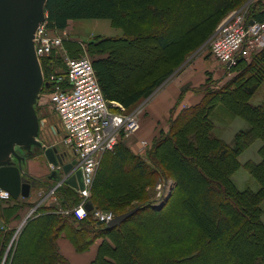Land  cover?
Returning <instances> with one entry per match:
<instances>
[{
	"label": "trees",
	"instance_id": "trees-1",
	"mask_svg": "<svg viewBox=\"0 0 264 264\" xmlns=\"http://www.w3.org/2000/svg\"><path fill=\"white\" fill-rule=\"evenodd\" d=\"M244 1L46 0V26L52 33L66 29L75 19L105 18L122 30L121 36H95L86 44V53L104 97L118 100L129 111L208 39L220 14ZM249 18L264 19V1L253 4ZM129 39H151L162 51L185 43L175 59L151 69V73L141 72L133 80L135 85L120 89L113 82L117 79L111 69L113 63L121 65L118 59ZM62 48L70 57L81 56L76 42L64 40ZM55 51L40 58L45 77L64 72L61 53ZM232 68L238 70L225 86L205 89L201 98L187 107H181L178 100L170 110L168 125L147 141L144 155L121 140L103 153L87 201L94 209L111 211L113 216L139 206L119 226L97 224L91 213L82 219L72 212L62 213L81 201V196L63 183L55 190L57 202L35 208L13 238L29 206L20 198L0 200V220L4 223L0 226V264H72L59 251L62 236L78 253L98 241L89 264H264V222L259 206L264 199V102H249L264 79V48L249 63L239 58ZM48 91L44 84L42 92ZM218 106L248 124L234 134L232 143L213 134L211 115ZM256 139L261 140L260 161L240 163L238 155ZM178 145L207 151L226 167L219 169L206 157L195 158L193 165L187 161L190 166ZM240 166L256 180L257 191L239 190L234 185L231 178ZM161 177H171L174 184L170 195L156 207L148 201L147 187ZM217 177H221L220 182ZM58 202L59 207L50 206ZM249 213L252 222L244 228Z\"/></svg>",
	"mask_w": 264,
	"mask_h": 264
},
{
	"label": "rangeland",
	"instance_id": "rangeland-1",
	"mask_svg": "<svg viewBox=\"0 0 264 264\" xmlns=\"http://www.w3.org/2000/svg\"><path fill=\"white\" fill-rule=\"evenodd\" d=\"M255 2L256 0H246L242 4H240L237 8L227 11L222 15L220 14L218 19H216L215 21L214 28L212 30L211 35L208 37V39L204 41L201 45H199L195 50L190 52L187 55L184 62L180 64L179 66H177L174 69L173 73L170 74L169 77L158 88H156L149 97L141 100L137 105L133 107V109L141 108V106H143L147 100H149L153 95H155L160 90V88L164 86L166 83H168L169 80L173 77H176L179 81H182L180 79L181 78L184 79V76L187 77L189 73H191L189 76L191 77L190 81L198 77V79L200 80L199 82L200 86L198 87L199 93L196 96L197 98L193 100V102L198 101L201 98L202 94H204L205 92V89L216 90V89L221 88V86H225L226 83L236 74V71L238 69L237 68L233 69L231 67V69L227 70L222 64L215 61L213 57L211 56L210 46L218 35L219 26L221 25V23L224 22V20L229 16V14L232 11L246 12L247 16H249L250 11L253 8V4ZM66 30H67V34L64 40L74 42V43L76 42L82 50L81 55H87L88 57L89 55L86 53V44L90 42L93 38H95V36L103 37V36H121L122 35V30L112 27L110 24V21L105 18L75 19V20L69 21L68 27L66 28ZM125 43H126V46L123 49L124 54L120 55L119 57L120 60L118 59V61L121 62V65L117 63H113L114 66L111 69V72L115 75V80L117 79L118 81V82L117 81L115 82L113 79V82L116 88H120V89L131 87L132 84L135 85L136 82L133 80L134 78L136 79V77H138L141 72L143 74L146 71L147 73H151V69L155 67L157 68L161 66L162 64L166 63L167 61H171L175 59V57H177L176 51H178V48L181 49L184 46L185 41L181 42L179 46L177 44L164 51L159 49L158 46L154 43V41L151 39L144 40V41H133L132 39H129V41H126ZM262 48H264V43L262 47L257 48L253 50V52L251 51L249 53L248 55L249 59L244 58L246 60V63H249L252 60L253 55L257 53L258 51H260ZM62 50L64 49L62 48ZM53 51H55V49ZM115 59L116 58H114V60ZM110 65L112 64L110 63ZM205 67H207L208 69L212 68L210 70L212 72H208L207 68L204 69ZM142 73L140 75H142ZM42 76H43V82H44V79L46 80V77L43 75V72H42ZM183 91L184 90L182 88L180 91V98L183 96L182 94ZM40 93L41 91L38 94H36V96L34 97L35 102L37 103H39V99L42 98V95ZM46 100H47L45 101L47 103L46 105H48L49 104L48 99ZM179 100L181 101L182 99H179ZM110 101H115L116 103L115 102L114 103L116 104V107L122 106L121 103L116 99L110 100ZM249 102L252 105H259L264 102V79L262 81V84L259 86V88L250 97ZM183 104L184 102L181 104V107L185 105ZM184 107H187V105ZM124 109L126 108L124 107ZM36 113H37V110H36ZM45 114L46 113L44 114L42 113L39 114V112L37 113L38 115L37 123L33 131L35 145H33L32 147H28V145H25V144H16L15 152L16 154H18L17 159L10 153L8 156L9 162L11 161V163H13V162H17L18 160L20 161L23 160L24 162L27 156H30L33 154H41L44 159L43 151L46 147H49V146H56L58 147L60 151H63V150L66 151V160L69 161L68 150L61 143V135L59 136V134L56 133L58 129H57L55 121L52 118L51 119H48L47 117L45 118L46 116ZM162 115H163L162 116L163 119L160 121L158 117H152L149 114L146 115V112L144 110V112L142 111V113L140 114V118H141L140 125L141 124L143 125V123H145V125H148V124L152 125L153 123L155 126L156 124L154 122L156 120H159L158 126L156 125L155 131H153L156 137V135L160 134V131L168 125V119L171 113L169 112L167 115L166 113H162ZM148 119L149 120L152 119V120L147 122ZM211 119L214 123L213 134L219 138H222L228 143L233 142L234 134L238 130L246 129L248 127V124L244 119L238 116L231 115L222 106H218L217 108H215V110L213 111L211 115ZM122 141L126 146L129 147L127 139H123ZM260 145H261V140L256 139L247 148H245L237 157L240 163H244L246 160H253L255 162L260 161V156L258 154V148ZM178 146H180L181 151L183 150L184 156H186V158L184 159L185 160L187 159V160L184 162L188 163L190 166H192L195 163V158L199 159L200 157H206L208 159H212V157L209 155L207 151L204 153L203 151L194 150L192 147L191 148L182 147L181 145H178ZM172 148H174V146H172ZM137 153L139 155L140 154L144 155V151H138ZM20 161L18 162L20 163ZM187 161H189L192 165ZM211 164H213L215 167L219 169L226 167L222 163H217L214 159H212ZM98 167L96 169V172L98 170ZM51 169H52V166L48 164L47 172L49 171L50 173ZM96 172L94 174V177L96 175ZM48 175L49 174L47 173V175H45V177L42 180L38 181V184H37L38 186L36 185L34 188H32L33 190L31 189L30 196L27 199L23 200L21 199V197H19L20 198L19 200L24 201V204L28 205L29 208H26L25 210L26 212L24 211V213H22V217L15 227L13 237L17 235L18 231L21 229L23 225L22 222L31 215L33 208L35 209L38 206H42L48 202L55 201L49 194L50 189L57 186L58 183H60V186H61L64 182L63 181L52 182L48 179ZM231 179L234 185L239 190H244V189H250L252 191L258 190V187H259L258 183L242 166H240L234 172ZM216 181L220 182L221 177H217ZM173 184H174V180L171 177L158 178L152 186L147 187V191H149V198H148L149 203L151 205H156V206L160 205L159 203L161 202V200L166 198L168 191L173 186ZM48 186L49 188L47 190ZM82 199L83 198L81 197V201ZM1 200H4V199H1ZM33 203L34 205L32 206ZM50 206H54L57 208L60 206V204L58 202L55 204H50ZM259 206L262 211L261 220L264 222V199L261 200ZM108 212H111V211H108ZM64 214H68V213H64ZM251 222H252V217H251V214L249 213V220L248 222H246V226H244V228L250 227ZM0 226L2 227L4 226V223L1 220H0ZM132 243L133 241L131 240V244Z\"/></svg>",
	"mask_w": 264,
	"mask_h": 264
},
{
	"label": "built area",
	"instance_id": "built-area-1",
	"mask_svg": "<svg viewBox=\"0 0 264 264\" xmlns=\"http://www.w3.org/2000/svg\"><path fill=\"white\" fill-rule=\"evenodd\" d=\"M46 17L45 12L44 20L34 32V50L40 61L41 57L48 56L55 49L61 53L65 63L62 74L51 73L44 82L49 88L48 103L63 129L61 143L75 153L84 186L76 191L83 198L82 201L72 209L61 212H72L78 219L91 213L94 219L107 224L114 217L111 212L94 208L88 212L84 205L103 153L112 150L119 140L128 139L139 130L143 106L127 111L122 104L121 107H116L115 101L107 100L101 91L91 59L87 55L68 56L62 50L67 30L50 33L46 26ZM249 20L251 19L246 12L232 11L219 26L218 35L210 46L213 59L227 70L231 69L239 58L249 59V53L262 47L264 43V19H253L252 23ZM147 145L145 139H140L139 151H144ZM58 186L60 183L49 192L55 201V190ZM10 197L8 191L0 189V200Z\"/></svg>",
	"mask_w": 264,
	"mask_h": 264
},
{
	"label": "water",
	"instance_id": "water-1",
	"mask_svg": "<svg viewBox=\"0 0 264 264\" xmlns=\"http://www.w3.org/2000/svg\"><path fill=\"white\" fill-rule=\"evenodd\" d=\"M45 2L0 0V189L8 191L13 199L29 197L31 189L38 184V180L21 170L19 163L9 162L8 156L11 153L17 159L16 144L35 142L34 97L44 82L33 36L45 18ZM43 155L52 166L49 180L63 181L76 191L84 188L76 159L66 160V151H60L56 146L46 147ZM170 192L171 189L167 197ZM138 208L114 216L106 225L119 226ZM84 209L88 212L93 209L90 201L85 203ZM101 223L97 221V224Z\"/></svg>",
	"mask_w": 264,
	"mask_h": 264
},
{
	"label": "crops",
	"instance_id": "crops-1",
	"mask_svg": "<svg viewBox=\"0 0 264 264\" xmlns=\"http://www.w3.org/2000/svg\"><path fill=\"white\" fill-rule=\"evenodd\" d=\"M206 68L207 67H205L204 69ZM211 69L207 68L208 71H210ZM190 74L191 73H189L187 77L184 76V79L181 78L180 80L182 81H179L176 77L171 78L168 83L162 86L155 95H153L149 100H147L144 103L143 112L145 110L146 115L149 114L152 117H158L161 121L163 119L162 113H166L167 115L170 112V110L176 105L177 101L180 99V91L182 88L184 91L182 93L183 96L181 97L182 100L181 101L179 100L180 106L183 102L185 104V105L183 104L184 106L186 105L188 106V105L193 104L194 102H197V101L193 102V100L197 98L196 96L199 93L198 87L200 86L199 85L200 80L198 79V77H196L195 79L190 81L191 80V77H189ZM44 84L46 86L45 82ZM40 94L42 95V98L39 99V103L37 102L34 103V112L36 116H38L37 115L38 112L39 114L46 113L45 118L46 117L48 119L52 118L55 121L57 129H58L56 133H58L59 136L61 135L62 137L63 129L60 125L58 117L56 113L52 110L50 105L49 104L46 105L47 103L45 101H47L46 100L47 92H42V89H41ZM36 110H37V113H36ZM151 120L152 119L150 120L148 119L147 122ZM158 122L159 120H156L154 123L158 126ZM148 125H145V123H143V125L141 124L139 130L133 136H131L130 139H127L128 145L133 151L135 152L139 151V140L140 139H145L146 141H149L154 137L155 134L153 133V131H155L156 125L154 126L153 123L152 125L150 124ZM33 145L35 144L31 143L28 145V147H32ZM65 148L68 150L69 161L76 159V155L73 152V150L69 147H65ZM13 163L16 164L19 162L17 161ZM19 164L21 166V170L24 173H26L32 178H35L38 181L42 180L45 177V175H47V173L49 174V171L47 172V166L49 163L47 162L45 157L43 159V156L41 154H33L30 156H27L25 161L23 162L22 160L20 161ZM49 186L47 187V190ZM97 246H98V241L94 242V244H92L88 250L78 253L74 250L72 244L66 238L62 236L58 239L59 251L72 264H89V262L94 258L96 254Z\"/></svg>",
	"mask_w": 264,
	"mask_h": 264
}]
</instances>
